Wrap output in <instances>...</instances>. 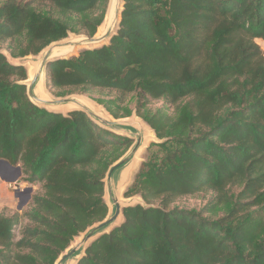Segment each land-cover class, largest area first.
Masks as SVG:
<instances>
[{
	"label": "trees",
	"instance_id": "1",
	"mask_svg": "<svg viewBox=\"0 0 264 264\" xmlns=\"http://www.w3.org/2000/svg\"><path fill=\"white\" fill-rule=\"evenodd\" d=\"M107 2L3 0L0 42L21 40L24 56L70 32L93 35ZM257 40L264 42V0H124L108 44L48 62L56 94L106 89L120 101L132 94L135 113L158 139L124 191L143 202L124 207L123 221L92 240L77 264H264ZM27 77L0 52V158L41 183L22 215L0 214V264H54L107 214L105 172L132 143L81 110L38 107ZM153 100L162 103L152 110ZM199 193L212 196L198 207L174 203Z\"/></svg>",
	"mask_w": 264,
	"mask_h": 264
},
{
	"label": "water",
	"instance_id": "2",
	"mask_svg": "<svg viewBox=\"0 0 264 264\" xmlns=\"http://www.w3.org/2000/svg\"><path fill=\"white\" fill-rule=\"evenodd\" d=\"M123 5L124 0H108L101 26L93 35H76L77 33H74L70 37L67 36L50 42L42 48L37 53V57L29 60L33 71L31 76L23 81L26 85L27 96L38 107L62 114H66L63 111L67 110L68 112L81 110L100 126L132 140L128 149L105 172L103 198L107 206V214L102 220L93 223L80 232L79 240L75 244L69 245L59 255L54 264H68L69 262V264H77L84 256L85 250L92 240L108 233L123 221V208L134 204L129 203V200L124 198L125 187L131 181L133 172L139 164V155L142 150L155 137L154 132L136 113L124 118L112 117L108 113L106 116L105 111L96 102L84 95L56 97L46 89L47 78L42 80L43 70L46 69L49 61L71 57L69 55L77 46L92 49L108 44L119 28ZM64 48H70V50L63 54H56ZM13 169L17 171L15 177L6 181L14 182L16 187L20 182L16 176L21 174V167L17 165Z\"/></svg>",
	"mask_w": 264,
	"mask_h": 264
},
{
	"label": "rangeland",
	"instance_id": "3",
	"mask_svg": "<svg viewBox=\"0 0 264 264\" xmlns=\"http://www.w3.org/2000/svg\"><path fill=\"white\" fill-rule=\"evenodd\" d=\"M3 2V0H0V3ZM39 7H43L44 10H46V4L41 3L38 4ZM101 24L98 26L97 30L100 28ZM74 34L73 32L68 33V37L70 35ZM76 35H85V33H78ZM21 41V40H20ZM18 40H12V39H7L3 40L0 42V52H2L8 59V61L12 64L16 65H23L26 67L27 72H28V78L31 76L33 67L30 65L31 59H34L35 57L38 56V54H28L21 56L19 54V49L22 46ZM258 43L260 44L261 48L264 51V42L262 40H257ZM85 49V47L77 46L76 49L69 55L73 56L78 54L81 50ZM46 71V69H45ZM47 75L45 76V78ZM46 89L50 91L53 95L56 97H65V96H72V95H84L90 99H92L94 102L97 103V105L105 111V115L107 116V113L109 116L114 117L113 115L110 114V111L113 113L117 114L119 117H130L133 114H135L134 108H135V103H134V96L132 94H128L123 101H120L118 99L117 93L115 91L111 90H106V89H99L93 91L91 94H85V93H80V92H70V91H63V94H56L53 92L52 89L47 85L46 81ZM162 101L161 100H153L150 101V103L147 104L148 108H151L152 110L161 105ZM67 111H63V113H67ZM109 130V129H108ZM111 131V130H110ZM158 141V139L153 137L149 142L148 146L151 142ZM148 146L142 150L141 154L139 155V164L136 167V169L133 172V175L131 177V181L129 184L125 187L126 188L130 185L132 182L141 162L144 160V157L147 153ZM18 179L20 182L17 184L18 186H14V182H8V181H2L0 180V214H12L15 212H18L19 214H23L26 210L30 208V201L31 197L41 191V183L38 181H28L26 179V175L21 172L19 175ZM124 190V191H125ZM124 196V194H123ZM211 193H199V194H194V195H189V196H184L179 199H177L174 203L186 207V208H192L195 206H200L204 205L208 199L211 197ZM125 199L129 200V203H142V199L138 195L130 196V197H125ZM222 205H218L217 209L214 210L217 214L221 213L224 209V207H221ZM225 211V210H224ZM27 222L25 218H22L20 221V224H23ZM19 234V226L16 227L15 229V236L17 237ZM81 234L76 236L73 240L72 243L70 244L73 245L75 244Z\"/></svg>",
	"mask_w": 264,
	"mask_h": 264
},
{
	"label": "flooded vegetation",
	"instance_id": "4",
	"mask_svg": "<svg viewBox=\"0 0 264 264\" xmlns=\"http://www.w3.org/2000/svg\"><path fill=\"white\" fill-rule=\"evenodd\" d=\"M17 165L10 164L7 160L0 158V180L6 181L15 177L17 171L13 169ZM22 172V170H21ZM19 176H16L18 178ZM15 186V184H14ZM16 188V187H15Z\"/></svg>",
	"mask_w": 264,
	"mask_h": 264
},
{
	"label": "bare ground",
	"instance_id": "5",
	"mask_svg": "<svg viewBox=\"0 0 264 264\" xmlns=\"http://www.w3.org/2000/svg\"><path fill=\"white\" fill-rule=\"evenodd\" d=\"M69 50H70V48H64V49L58 51L56 54H57V55H59V54H63V53L68 52ZM45 76H46V71L43 70L42 80H45V79L47 78V77L45 78ZM69 263H70V262H69ZM69 263H68V264H69Z\"/></svg>",
	"mask_w": 264,
	"mask_h": 264
}]
</instances>
